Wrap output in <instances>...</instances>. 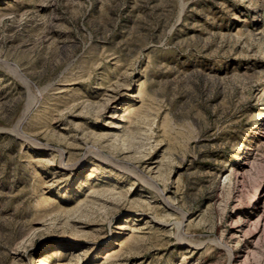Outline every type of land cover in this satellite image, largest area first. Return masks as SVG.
Masks as SVG:
<instances>
[{
  "label": "rangeland",
  "instance_id": "374dc122",
  "mask_svg": "<svg viewBox=\"0 0 264 264\" xmlns=\"http://www.w3.org/2000/svg\"><path fill=\"white\" fill-rule=\"evenodd\" d=\"M0 24V264H264V0H0Z\"/></svg>",
  "mask_w": 264,
  "mask_h": 264
},
{
  "label": "bare ground",
  "instance_id": "6f19581e",
  "mask_svg": "<svg viewBox=\"0 0 264 264\" xmlns=\"http://www.w3.org/2000/svg\"><path fill=\"white\" fill-rule=\"evenodd\" d=\"M65 2V1H64ZM63 3V2H62ZM59 4V3H58ZM66 5V4H65ZM67 9V8H66ZM65 10V9H64ZM87 11V10H86ZM61 12V11H60ZM8 19V18H7ZM16 21V20H15ZM15 21H14V24H15ZM11 22V21H10ZM13 22V21H12ZM20 22V21H19ZM9 24L8 23V21H3L2 22V24ZM13 24V25H14ZM1 25V24H0ZM25 25V26H24ZM16 26V25H15ZM19 30H21V26L24 28V27H26V31H34L38 26L37 25H35L34 23L32 24V22H31V20H30V18H28V17H24L23 19H22V21L19 23ZM49 27V26H48ZM51 27V26H50ZM7 28H9V27H7ZM39 28V27H38ZM12 29V28H11ZM25 29V28H24ZM52 30V29H51ZM51 30H47L46 32H44L43 33V35L41 36L42 38H41V42H40V45H39V47H42V43H43V40H47V39H50V34H51ZM14 31V30H13ZM16 31H17V28H16ZM44 31V30H43ZM19 32V31H18ZM22 32V31H21ZM16 33V32H15ZM26 33V32H25ZM24 33V34H25ZM1 34V33H0ZM7 35H8V33H6ZM3 35V34H2ZM18 35V34H17ZM21 35V34H20ZM26 35H29V34H26ZM33 35V34H32ZM95 35V34H94ZM1 37V36H0ZM22 37V36H21ZM24 37V36H23ZM13 38H15V37H13ZM16 38H18V37H16ZM11 39V38H10ZM1 40V39H0ZM21 40V39H20ZM28 40V39H27ZM26 40V41H27ZM7 42V41H6ZM23 44V43H22ZM1 46V45H0ZM6 47V46H5ZM37 48V47H36ZM52 49V48H51ZM62 50V49H61ZM4 51V50H3ZM49 57V56H48ZM2 58V57H1ZM50 58V57H49ZM53 60V59H52ZM56 60V59H55ZM49 62V61H48ZM34 84V83H33ZM110 89H112V90H114V88H110ZM107 94V93H106ZM34 95V94H33ZM196 97V96H195ZM37 100V99H36ZM112 100V96H111V94L110 93H108V97L107 98H105V103L106 104H108L110 101ZM35 101V100H34ZM204 102V101H203ZM34 103V102H33ZM32 103V104H33ZM77 105V104H76ZM76 105H74L73 107H71V109H70V111H72V110H74V108L76 107ZM100 108V107H99ZM102 111H103V109L102 110H100L99 112H97V113H102ZM129 113H125L124 115H128ZM25 117V116H24ZM22 119V118H21ZM24 124H25V119H23V121L21 120L20 122H19V125H21L20 127H18V130H17V132L15 133L17 136H19V137H23V131H22V126H24ZM116 127H120V126H116ZM77 131V130H76ZM108 133L106 134V138L105 137H103V138H105V140H108ZM70 137H73L74 139H76V138H79L78 137V135H77V132L76 133H74V134H70L69 135ZM148 136V135H147ZM110 137V136H109ZM146 137V136H145ZM196 137V136H195ZM152 136L151 137H147L146 138V140L145 141H147V142H149L150 140H152ZM140 140V139H139ZM136 141H138V140H136ZM140 141H142V140H140ZM129 142H130V140H129ZM127 143V142H126ZM69 143H68V141L67 142H65V145H64V147H61V146H59V148H58V152H62V153H64V152H68L69 150H70V144L68 145ZM140 144V143H139ZM122 146V145H121ZM120 146V147H121ZM125 156H123L124 157V159H125V169H134L135 170V175L136 176H139L140 175V173H147V171L148 170H150L151 168H152V166L148 169V170H146L147 169V165H148V163L150 162V154H151V151H148V152H145V154H142L141 152H143V151H145V150H141V148H139V146L137 147L136 145H133L132 143L130 144V145H126L125 144ZM149 159V160H148ZM114 160H117L118 162L121 160L120 158H119V156L118 155H115L114 156ZM146 175V174H145ZM148 175V174H147ZM146 175V176H147ZM149 181H151V182H153V179L151 178V176L150 175H148V183H149ZM156 184L158 183V181H154ZM163 191V190H162ZM161 191V192H162ZM100 197V196H99ZM105 197V196H104ZM112 197V196H111ZM102 198V197H101ZM111 200V199H110ZM125 200H127V196L125 195ZM112 202V201H111ZM122 202V201H121ZM228 232V231H227ZM234 236H236V234L234 233V232H231L229 235H227L225 238H226V241L227 242H231L232 241V239H233V237ZM221 240V239H220ZM229 247V252H230V255L231 256H234V255H236L235 254V248H231L230 246H228ZM117 258V257H116ZM121 258V257H120ZM125 259V258H124ZM264 259V258H263ZM118 260V259H117ZM114 261V260H113ZM112 261V262H113ZM111 262V263H112ZM116 262V261H115ZM264 262V261H263ZM262 262V263H263ZM258 263V262H257ZM114 264V263H113Z\"/></svg>",
  "mask_w": 264,
  "mask_h": 264
}]
</instances>
